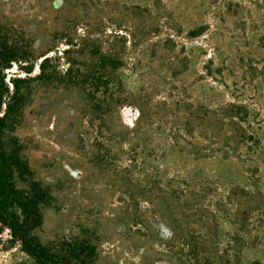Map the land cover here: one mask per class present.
Listing matches in <instances>:
<instances>
[{
  "label": "trees",
  "instance_id": "obj_1",
  "mask_svg": "<svg viewBox=\"0 0 264 264\" xmlns=\"http://www.w3.org/2000/svg\"><path fill=\"white\" fill-rule=\"evenodd\" d=\"M60 1L83 8V21L99 13L95 4L100 0ZM143 3L135 0L132 6V17L139 22L131 31H103L98 34L101 39L87 32L78 39L79 44L63 36L66 48L96 49L91 52L94 61L89 68L80 70L69 61L61 77L51 60L41 55L38 74L31 78L28 46L10 42V30L0 27V234L7 230L11 241L19 243L35 264H93L94 249L85 242H61L56 252L34 242L30 233L41 223L38 205L48 202V192L35 183L25 191L14 184L15 177L23 181L30 175L21 156L22 144L13 134L27 99L26 87L35 80L50 83L57 79L65 85L76 80L90 90L102 89V100L94 101L104 112L112 104L126 103L134 108L137 117L132 134L138 138L146 128L152 161L157 160V150L160 152L167 175L163 180L152 176L147 192L165 211L170 228L160 234L179 246L176 254L183 264H239L243 251L250 255V264H261L264 0H152L156 17L163 18L169 30L203 42L191 47L194 55L182 59L184 85L189 77L188 58L198 64L196 55L208 56L200 70L194 71L195 87L184 85L182 92L161 99L151 92L143 94V90L123 98L108 97L115 79L116 90L122 86L119 76L113 77L122 61L112 49L103 52L100 48H126V44L138 48L135 40L160 32L149 6ZM138 25H145L144 30ZM96 29L99 31L98 26ZM151 47L182 48L183 52L186 48L171 38ZM205 47L210 48V54L205 53ZM12 63L24 64L20 68L24 77L9 78L8 87L4 72ZM155 140L159 141L157 150Z\"/></svg>",
  "mask_w": 264,
  "mask_h": 264
},
{
  "label": "rangeland",
  "instance_id": "obj_2",
  "mask_svg": "<svg viewBox=\"0 0 264 264\" xmlns=\"http://www.w3.org/2000/svg\"><path fill=\"white\" fill-rule=\"evenodd\" d=\"M142 1L149 6L160 32L142 34V40H135L138 48H130V44L126 48H100L103 52L112 49L122 61V67L113 75L119 76L122 86L117 91L115 79L108 97L113 94L114 98H123L143 90V94L151 92L161 99L182 92L184 85L194 88V71L200 70L208 58L196 55L198 64L188 58L189 77L183 85L182 59L194 55L191 47L203 42L176 35L165 26L163 18L156 17L152 0ZM134 2L100 0L95 4L97 17L92 15L83 21L84 9L65 1L0 0V27L10 30V42L28 46L32 54L31 78L38 74L41 55L51 60L61 77L69 61L80 70L89 68L94 61L91 52L96 49L66 48L63 36L79 44L78 39L87 32L101 39L98 34L103 31H131L139 22L132 17ZM92 12L95 14L94 9ZM144 26L138 28L144 30ZM165 38L185 46L184 52L182 48L151 47ZM204 50L211 53L209 47ZM23 65L12 63L4 72L8 87L9 78L24 77L20 70ZM26 88L27 99L13 134L22 144L21 156L30 175L23 181L15 177L14 184L25 191L35 183L49 195L47 203L38 205L41 223L30 233L34 242L54 252L64 241L85 242L94 249L93 264H183L176 254L179 246L160 234L170 228L166 213L147 192L152 176L163 180L167 175L157 150L159 141L153 142L157 160L152 161L146 128L138 138L131 132L137 117L134 108L126 103L112 104L104 112L94 101L102 100V89L90 90L76 80L67 85L57 79L50 83L35 80ZM250 262V255L243 251L239 264ZM0 264H35L19 243L11 241L5 229L0 234Z\"/></svg>",
  "mask_w": 264,
  "mask_h": 264
}]
</instances>
